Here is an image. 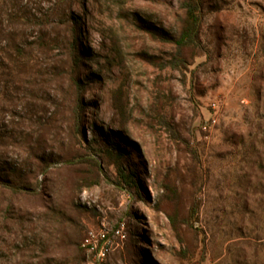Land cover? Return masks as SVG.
I'll list each match as a JSON object with an SVG mask.
<instances>
[{"label": "rangeland", "instance_id": "obj_1", "mask_svg": "<svg viewBox=\"0 0 264 264\" xmlns=\"http://www.w3.org/2000/svg\"><path fill=\"white\" fill-rule=\"evenodd\" d=\"M201 1L199 44L175 68L182 0H0L75 26L84 89L53 84L65 115L82 107L85 139L70 142L69 120L74 162L30 157L28 96L0 78V165L27 175V189L0 186V264H264V169L245 151L264 112V0ZM37 18L0 31L36 42ZM101 230L104 257L83 247Z\"/></svg>", "mask_w": 264, "mask_h": 264}, {"label": "trees", "instance_id": "obj_2", "mask_svg": "<svg viewBox=\"0 0 264 264\" xmlns=\"http://www.w3.org/2000/svg\"><path fill=\"white\" fill-rule=\"evenodd\" d=\"M201 4V0H182L181 5L185 14L183 26L177 37L167 38V41L175 46L172 67L178 68L186 62L182 58L183 50L199 44ZM55 15H57L56 11H51L50 14L40 12V17L37 18L33 13L23 12L15 15L0 10V29L4 26L5 16L9 20L16 19L19 22L37 18L40 26V36L32 43H26L24 40L16 42L15 36L0 31V38L4 36L8 40L12 39L8 48L0 47V78L7 79L5 88L17 86L16 89L23 90L28 96V102L23 108L24 113L20 117H23L24 121L26 120L33 128H25L18 135L23 138L22 142L30 157L40 160L42 164H50L58 160L74 162L71 158L72 150L68 149L62 139L63 123L69 120L73 123V131L69 134L71 143L82 145V142H85L84 137L77 138L79 135L77 129L81 124L83 112L82 107L78 106L79 102L75 99V107L70 110L68 117L65 115L68 111L63 109L57 93H54L56 88L53 81L57 79L67 80L73 93L84 89L80 78L82 53L77 44L75 26L69 28L70 36H66L63 34L66 30L61 31L57 23L49 20ZM41 58H45V61ZM258 117V122L254 125L255 132L250 131L248 134L245 151L258 159L260 168L264 169V112ZM9 167V170H5L0 165V186L14 192L27 189L25 184L27 175L16 166ZM37 168L42 172L45 170L40 165H37ZM28 169L30 170V167ZM4 171H9L10 174L3 176ZM124 179L126 180L125 176Z\"/></svg>", "mask_w": 264, "mask_h": 264}, {"label": "built area", "instance_id": "obj_3", "mask_svg": "<svg viewBox=\"0 0 264 264\" xmlns=\"http://www.w3.org/2000/svg\"><path fill=\"white\" fill-rule=\"evenodd\" d=\"M124 238V235H121ZM83 247L90 252H95L99 257L106 256L113 249V242L108 238V233L101 230L97 234L90 233L84 240Z\"/></svg>", "mask_w": 264, "mask_h": 264}]
</instances>
